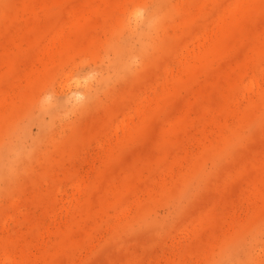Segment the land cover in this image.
Wrapping results in <instances>:
<instances>
[{
  "label": "rangeland",
  "instance_id": "374dc122",
  "mask_svg": "<svg viewBox=\"0 0 264 264\" xmlns=\"http://www.w3.org/2000/svg\"><path fill=\"white\" fill-rule=\"evenodd\" d=\"M0 264H264V0H0Z\"/></svg>",
  "mask_w": 264,
  "mask_h": 264
}]
</instances>
